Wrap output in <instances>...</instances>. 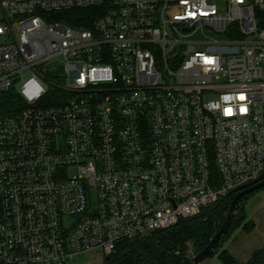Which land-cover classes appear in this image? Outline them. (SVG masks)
<instances>
[{
    "label": "built area",
    "instance_id": "1",
    "mask_svg": "<svg viewBox=\"0 0 264 264\" xmlns=\"http://www.w3.org/2000/svg\"><path fill=\"white\" fill-rule=\"evenodd\" d=\"M263 174L264 0H0V264L108 257Z\"/></svg>",
    "mask_w": 264,
    "mask_h": 264
},
{
    "label": "trees",
    "instance_id": "2",
    "mask_svg": "<svg viewBox=\"0 0 264 264\" xmlns=\"http://www.w3.org/2000/svg\"><path fill=\"white\" fill-rule=\"evenodd\" d=\"M96 12L94 8L70 9L54 13L53 16L55 21L67 26L88 29L97 16ZM10 96L12 97L2 101L1 107L4 111L11 108L10 104L14 99L19 106L21 105V100L16 94ZM233 196H227L200 214L183 219L167 230L120 242L114 251L104 258L103 264H191L192 258L208 245L220 229ZM245 198L246 196L239 200L227 234L201 263L209 257L216 256L220 264H264V245L256 249L244 263L222 245L234 228L240 227L245 235H251L255 231V224L245 220Z\"/></svg>",
    "mask_w": 264,
    "mask_h": 264
},
{
    "label": "rangeland",
    "instance_id": "3",
    "mask_svg": "<svg viewBox=\"0 0 264 264\" xmlns=\"http://www.w3.org/2000/svg\"><path fill=\"white\" fill-rule=\"evenodd\" d=\"M204 35L218 41L225 40L221 35H210L206 29L203 30V33L198 32L190 39L201 41L204 39ZM244 215L245 220L255 224V233L245 235L242 233L241 228L237 227L229 232L222 243L223 247L228 249L241 263L246 262L256 249L264 245V188L246 196L244 199ZM103 260V255L98 251H94L76 255L73 258V264H103ZM201 264H220V262L216 259V256H213L205 259Z\"/></svg>",
    "mask_w": 264,
    "mask_h": 264
},
{
    "label": "water",
    "instance_id": "4",
    "mask_svg": "<svg viewBox=\"0 0 264 264\" xmlns=\"http://www.w3.org/2000/svg\"><path fill=\"white\" fill-rule=\"evenodd\" d=\"M262 188H264V174L260 176V178L253 184L246 187H242L232 192V193L236 192V194L233 196V199L229 205L228 211L224 217V221L220 229L211 238L208 245L201 252H199L197 255H195L192 258L191 264H200L202 260L221 242L223 237L227 234L229 227L231 226L239 200L244 196H247Z\"/></svg>",
    "mask_w": 264,
    "mask_h": 264
}]
</instances>
